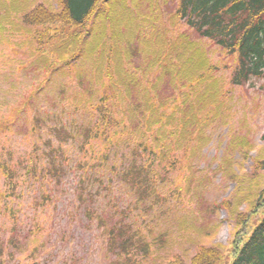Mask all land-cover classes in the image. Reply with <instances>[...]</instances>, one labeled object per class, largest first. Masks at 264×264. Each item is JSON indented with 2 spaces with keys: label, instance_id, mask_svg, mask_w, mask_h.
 <instances>
[{
  "label": "trees",
  "instance_id": "obj_1",
  "mask_svg": "<svg viewBox=\"0 0 264 264\" xmlns=\"http://www.w3.org/2000/svg\"><path fill=\"white\" fill-rule=\"evenodd\" d=\"M21 2L0 0L4 10L0 12V30L22 32L16 21L19 15H12V11L23 12L29 37L22 44L28 45L24 54L31 60L20 68L31 67L43 79H37L36 87L25 93L9 116L0 118V133L15 131L14 122L24 111L35 120L33 129L37 130L40 119L29 109L41 93L57 86L63 96L65 84H56V78H77L70 103L57 101L56 117L68 114L71 119L69 124L57 122L50 129L59 145L54 146L52 140L46 142L48 150L42 163V159L28 164L20 161L26 174L60 181L69 159L63 143L77 141L80 152L86 155V159L77 161L79 170L90 166L88 154L108 161L112 149L125 146L130 151H121V156L129 158L130 163L124 170L113 167V174L120 173L141 199L159 195L153 185L154 167L167 173L178 170L182 160L197 157L203 144L210 141L206 133L210 123L225 120L221 111L225 85L215 75L217 66L206 46L188 32L169 35L171 30L160 24L154 4L150 6L152 15L136 20L130 5L134 2L133 7L138 8L139 0H60L59 9L45 4L29 9L27 0ZM173 15V26L185 24L200 39L210 40L233 57L234 64L229 65L231 85L241 87L258 79L264 88V0H179ZM169 87L173 88L171 92ZM237 138L238 145L233 147L230 142L222 164L231 163L235 148H240L243 156L253 159L255 174L260 176L264 158L251 157L250 140ZM195 140L198 143L192 144ZM98 143H103L107 151L96 155ZM0 172L5 174L10 189L7 194H16L17 171L2 161ZM97 176L81 178L78 198L82 204L95 199L97 191L92 192L89 183H102ZM245 194L247 207L241 210L237 205L231 210L235 227L228 244L201 246L191 257L186 256L188 260L176 255L167 264H264V182L253 178ZM1 195L6 196V192ZM43 195L44 201L51 199L47 193ZM17 211L11 209L12 217ZM85 214L92 218L95 210L86 205ZM99 224L108 225L102 217ZM36 229L35 233L40 232L38 226ZM105 231L108 249L123 257V264L152 253V243L144 240L132 223L117 221ZM161 237L157 242H163ZM9 243L15 250L5 251L0 243V264L6 262L5 252L11 258L17 256L20 243L14 236Z\"/></svg>",
  "mask_w": 264,
  "mask_h": 264
},
{
  "label": "rangeland",
  "instance_id": "obj_2",
  "mask_svg": "<svg viewBox=\"0 0 264 264\" xmlns=\"http://www.w3.org/2000/svg\"><path fill=\"white\" fill-rule=\"evenodd\" d=\"M27 1L29 9L39 4L60 8V0ZM178 2L139 0L141 5L134 8L133 2L130 9L136 20H142L152 15L150 6L154 4V13L160 16V24L171 30L169 35L188 32L206 46L217 66L215 75L220 84L225 85L226 93L221 98L225 102L221 109L225 120L210 123L206 131L210 141L203 144L197 157L182 160L178 170L167 173L159 166L154 167L153 185L159 193L157 196L153 194L141 199L120 173L113 174V167L124 170L130 163L129 158L121 156V151H130L125 146L112 149L108 161L88 154L90 166L79 170L77 161L86 159V155L80 152L77 141L63 143L69 159L64 163L65 173L60 181L50 176L34 178L26 174L27 169L19 164L20 161L28 164L36 159H42L40 163L46 160V142L52 140L54 146L59 145L50 130L52 125L57 122L69 124L71 120L68 114L58 119L56 109L60 102L70 103L77 78L75 75L56 78L59 81L56 84H65L63 96L57 86H50L29 109L33 111V117L40 119L37 130L33 129L35 120L24 111L14 122L15 131L0 133V163L7 161L11 164L17 171L19 183L16 195L2 196L1 192H9V186L5 174L0 172V243L5 251L15 250L9 243L11 236L20 243L16 257L4 253L5 264H117L116 261L123 264L124 258L108 249V232L105 231L117 221L134 224V229L141 231L144 240L152 243L151 255L143 254L132 264H167L176 255L191 257L201 246L230 242L235 227L231 210L237 205L241 210L247 207L246 188L250 187L253 178L264 182V171L260 176L256 175L253 159L243 156L240 148H235L231 163L222 164L221 160L230 142L233 147L238 145L237 137L250 140L251 157L264 158L263 81L257 79L236 88L231 85L232 68L229 65L234 64L233 57L210 40L200 39L185 24L172 25L171 18ZM0 12L4 13V10L0 8ZM14 14L19 15L16 21L22 32L0 30V118L9 116L12 109L23 101L25 93L36 87L37 79H43L38 78L28 65V68H20L31 60L24 54L28 45L21 47L18 44L24 34L28 36L29 33L23 24V12L12 11ZM5 25L10 27L8 23ZM172 90L168 88V91ZM80 119L84 120V116ZM196 143L195 140L192 144ZM95 146L96 155L107 151L103 143ZM9 151L13 153L11 157ZM87 175H98L103 182L89 183L91 191H97V194L91 202L82 204L78 198L80 180ZM44 193L51 199L44 201ZM222 202H228L229 206L222 205ZM86 205L95 210L92 218L85 214ZM12 208L18 210L15 218L10 213ZM99 217L108 225H100ZM37 226L40 232L35 233ZM159 236L163 242H157Z\"/></svg>",
  "mask_w": 264,
  "mask_h": 264
}]
</instances>
